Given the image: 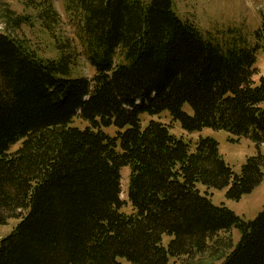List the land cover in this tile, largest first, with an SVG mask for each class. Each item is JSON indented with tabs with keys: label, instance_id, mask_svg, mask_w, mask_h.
Masks as SVG:
<instances>
[{
	"label": "trees",
	"instance_id": "trees-1",
	"mask_svg": "<svg viewBox=\"0 0 264 264\" xmlns=\"http://www.w3.org/2000/svg\"><path fill=\"white\" fill-rule=\"evenodd\" d=\"M65 1L83 15L79 39L93 78L72 75L67 44L58 43L59 59L42 58L0 31V225L20 220L1 241L0 264H168L205 252L232 228L241 237L221 264H264V209L245 220L209 192L225 189L237 201L251 193L264 179V152L236 173L217 139L200 136L192 149L168 124L142 119L168 112L188 133L224 130L260 148V44L206 35L173 0ZM40 18L52 32L59 22L52 4ZM256 37L264 40V19ZM111 126L115 136L103 129ZM124 167L132 213L121 210Z\"/></svg>",
	"mask_w": 264,
	"mask_h": 264
},
{
	"label": "rangeland",
	"instance_id": "rangeland-1",
	"mask_svg": "<svg viewBox=\"0 0 264 264\" xmlns=\"http://www.w3.org/2000/svg\"><path fill=\"white\" fill-rule=\"evenodd\" d=\"M0 5V31L21 40L26 45L37 52L42 58H60L58 43L67 44L68 52L75 55L72 75L74 77L93 78L95 69L87 60L83 47L79 39V24L83 15L80 12L68 11L65 0H37V4L30 6L28 0H2ZM40 2V3H39ZM177 13L184 19L193 22L203 33L222 42H235L238 45L254 47L257 43L260 48L257 52L258 74L254 80H259L264 76V40H258L256 32L261 28L264 19V0H173ZM48 4H52L54 10L59 14V22L54 25L53 32L43 25L40 18L42 10ZM10 14L12 16H7ZM19 17H26L19 26L13 25L10 18L14 20ZM121 60L120 55L116 58ZM184 110L193 114V109L189 103L184 105ZM144 125L154 119L171 126L172 133L183 137L191 143L192 149L200 136H211L220 143L221 152L230 163L236 173H240L243 165L249 156L264 152V144L260 148L249 138L243 137L239 142H232L234 138L224 130H214L204 128L200 134L188 133L181 127L180 123L174 121L168 112L159 115H143ZM75 126L85 128L90 125L80 118L74 121ZM105 132L111 136L117 134L115 126L104 127ZM181 137V136H180ZM20 144L15 145L12 150H16ZM130 168L122 169V193L124 200L122 211L132 213L133 207L128 197ZM202 191L207 189L199 184ZM213 202L217 205L225 203L230 209L242 216L245 220H253L264 209V179L249 194L240 200H231L226 197L225 189H209ZM19 219H11L8 224L0 225V244L3 238L10 235ZM241 234L236 228L230 231L220 232L214 239L209 241V248L202 253L180 258H172L168 264H221L225 256L231 251L232 246L240 240ZM171 240L170 236H165L164 244ZM123 264H133L125 259H121Z\"/></svg>",
	"mask_w": 264,
	"mask_h": 264
},
{
	"label": "crops",
	"instance_id": "crops-1",
	"mask_svg": "<svg viewBox=\"0 0 264 264\" xmlns=\"http://www.w3.org/2000/svg\"><path fill=\"white\" fill-rule=\"evenodd\" d=\"M255 81H257V80H255ZM201 133V132H200ZM200 133H198V134H200ZM192 134H195V133H192ZM180 136H184V135H180ZM196 143V142H195ZM195 146V145H194ZM220 152H221V148H220ZM221 154L223 155V153L221 152ZM224 156V155H223ZM225 158V157H224ZM226 159V158H225ZM227 161V160H226ZM228 162V161H227Z\"/></svg>",
	"mask_w": 264,
	"mask_h": 264
}]
</instances>
